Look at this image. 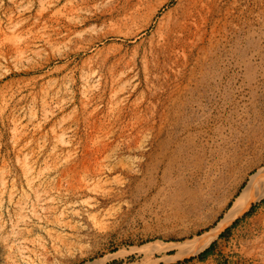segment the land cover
<instances>
[{
	"label": "rangeland",
	"instance_id": "rangeland-1",
	"mask_svg": "<svg viewBox=\"0 0 264 264\" xmlns=\"http://www.w3.org/2000/svg\"><path fill=\"white\" fill-rule=\"evenodd\" d=\"M0 264H264V0H0Z\"/></svg>",
	"mask_w": 264,
	"mask_h": 264
},
{
	"label": "bare ground",
	"instance_id": "bare-ground-1",
	"mask_svg": "<svg viewBox=\"0 0 264 264\" xmlns=\"http://www.w3.org/2000/svg\"><path fill=\"white\" fill-rule=\"evenodd\" d=\"M108 27L103 26H93L86 30V32L78 34V41H80V45L78 49L73 50V53L85 54L87 59L94 60L95 58H101L104 61L110 60L113 57L120 55L121 52L125 49V43L132 36L123 28H126L125 23H122L120 19H114L112 17L109 18ZM113 23V24H112ZM120 41V43H117ZM131 41V40H130ZM124 52H122L123 54ZM117 59V57H116ZM31 60H26L22 65L30 63ZM47 61L39 62L36 61L31 63L30 65L21 66L20 72H35L37 76H41L43 71L42 69L46 66ZM254 176H252L247 184L244 186L240 195L236 198L235 202L229 210L226 212V215L219 220L215 226H213L208 231L203 232L199 236L193 237L189 240L181 241V242H172V246L177 248L176 252L170 255L169 260L180 258V252L182 253L183 248L182 244L184 243H192L195 242L196 239L206 237V242L212 239L217 231L223 227L228 219L235 217L242 209V204L249 203L251 199H253L254 194L250 190V183L253 180ZM247 204H245L246 206ZM163 245H157L154 251H167L168 243H162ZM192 246V245H191ZM166 250H165V249ZM104 257L100 258V261L103 260ZM165 260H168L167 257H164Z\"/></svg>",
	"mask_w": 264,
	"mask_h": 264
},
{
	"label": "trees",
	"instance_id": "trees-1",
	"mask_svg": "<svg viewBox=\"0 0 264 264\" xmlns=\"http://www.w3.org/2000/svg\"><path fill=\"white\" fill-rule=\"evenodd\" d=\"M207 251H208V249L204 250V252H201V253L198 255V257H199V258H202V257L206 254Z\"/></svg>",
	"mask_w": 264,
	"mask_h": 264
}]
</instances>
